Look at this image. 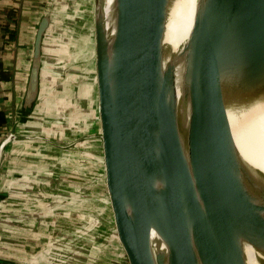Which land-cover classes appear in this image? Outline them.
I'll return each mask as SVG.
<instances>
[{
  "label": "water",
  "instance_id": "water-1",
  "mask_svg": "<svg viewBox=\"0 0 264 264\" xmlns=\"http://www.w3.org/2000/svg\"><path fill=\"white\" fill-rule=\"evenodd\" d=\"M177 1L92 0L91 119L119 262L251 264V249L264 264V175L237 143L264 117V0H197L173 51ZM51 23L35 35L28 116Z\"/></svg>",
  "mask_w": 264,
  "mask_h": 264
},
{
  "label": "crops",
  "instance_id": "crops-1",
  "mask_svg": "<svg viewBox=\"0 0 264 264\" xmlns=\"http://www.w3.org/2000/svg\"><path fill=\"white\" fill-rule=\"evenodd\" d=\"M69 12L65 0H0V264H114L91 95L83 76L65 67ZM48 13L40 91L28 116L34 40ZM52 114L68 116L58 132L42 125L32 133L35 118Z\"/></svg>",
  "mask_w": 264,
  "mask_h": 264
},
{
  "label": "rangeland",
  "instance_id": "rangeland-1",
  "mask_svg": "<svg viewBox=\"0 0 264 264\" xmlns=\"http://www.w3.org/2000/svg\"><path fill=\"white\" fill-rule=\"evenodd\" d=\"M66 3L68 4L69 9L71 12H69V22H66L65 24V31H66V37L65 39L67 46H66V52L69 54L68 60L65 62V67L69 66L71 68V74L72 76L74 74H79L80 76L82 75L84 80H82L83 87L88 86L86 90V96L89 97L90 95V107L94 111L95 109V89H94V84L92 83V27L90 25L91 22V14H92V0H65ZM69 23V24H68ZM70 25V26H69ZM60 76V75H59ZM57 76V77H59ZM62 77V76H61ZM60 77V78H61ZM75 116V115H74ZM48 117V121L45 120V118ZM44 116V119H40V117L35 118L34 121H31L34 126H31L34 128L32 131L35 132L39 129L40 126L44 125V128L50 129L51 132H58V127L64 124L63 119H68V116H58V115H53L52 116ZM72 119V118H71ZM91 122L93 120L91 119ZM81 122L80 120H78ZM39 125V126H38ZM30 127V126H29ZM91 128L95 129V125L91 126ZM46 130V129H45ZM38 133V132H37ZM49 135H51L49 133ZM99 176L100 173L98 172ZM101 177H99L100 179ZM103 200V198H102ZM104 204L105 214H106V207H105V201H102ZM106 226L108 228L109 232V239H108V246H109V259L111 260L112 263L114 264H120L119 262V253L117 248L114 245V242L112 240L111 236V231L109 229V224H108V218L106 214Z\"/></svg>",
  "mask_w": 264,
  "mask_h": 264
},
{
  "label": "bare ground",
  "instance_id": "bare-ground-1",
  "mask_svg": "<svg viewBox=\"0 0 264 264\" xmlns=\"http://www.w3.org/2000/svg\"><path fill=\"white\" fill-rule=\"evenodd\" d=\"M111 4L112 0H107ZM197 0H178L171 11L169 26L167 31V42L176 51L181 49L187 41L194 22ZM182 69L178 70L179 85L178 90L181 96L183 91ZM183 97L181 96L180 106ZM254 124L244 137H238L237 143L243 157L251 165L264 175V117L257 115ZM248 260L251 264H257L254 252L247 250Z\"/></svg>",
  "mask_w": 264,
  "mask_h": 264
},
{
  "label": "trees",
  "instance_id": "trees-1",
  "mask_svg": "<svg viewBox=\"0 0 264 264\" xmlns=\"http://www.w3.org/2000/svg\"><path fill=\"white\" fill-rule=\"evenodd\" d=\"M4 124H5V117L2 114H0V129L4 126Z\"/></svg>",
  "mask_w": 264,
  "mask_h": 264
}]
</instances>
